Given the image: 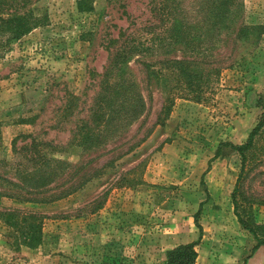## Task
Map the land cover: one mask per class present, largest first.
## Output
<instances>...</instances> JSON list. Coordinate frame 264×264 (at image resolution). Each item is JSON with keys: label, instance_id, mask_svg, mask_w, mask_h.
Returning a JSON list of instances; mask_svg holds the SVG:
<instances>
[{"label": "rangeland", "instance_id": "1", "mask_svg": "<svg viewBox=\"0 0 264 264\" xmlns=\"http://www.w3.org/2000/svg\"><path fill=\"white\" fill-rule=\"evenodd\" d=\"M208 1L94 0L85 13L17 0L12 14L45 25L0 58V264H164L199 234L195 264H264L231 199L240 175L238 211L264 237V0H231L207 35ZM186 72L201 99L168 105ZM261 121L240 174L230 146Z\"/></svg>", "mask_w": 264, "mask_h": 264}, {"label": "trees", "instance_id": "2", "mask_svg": "<svg viewBox=\"0 0 264 264\" xmlns=\"http://www.w3.org/2000/svg\"><path fill=\"white\" fill-rule=\"evenodd\" d=\"M94 0H76V8L78 12H90L92 10V3ZM17 0H0V58L1 55L7 51L5 50L8 45L11 42H15L20 40L21 38L27 36L29 33H31L33 30L45 25L43 24L44 18H37L33 16L31 13L28 14H21L16 15L12 14V11L18 8V4L16 3ZM207 6V13H208V19L211 20L210 22H204L207 24V35L212 34V32H215L219 30L218 28L221 26V21L225 18L224 16V10L227 11L228 7L232 6L231 0H211L208 1ZM25 3H22V7H24ZM17 6V7H16ZM21 8V7H19ZM180 22V21H178ZM179 26V25H178ZM179 26L177 30H173L176 33V38L178 41H173L174 44H183L182 39H186V37L191 34L189 27H183ZM172 31V30H171ZM185 36V38H184ZM188 40L185 43L187 47H194L195 44H200L201 41H199V37H192L189 36L187 38ZM125 45L122 47L119 51H116L112 58L110 63L105 69V73L103 76V82L105 83L107 81V78H112L115 71H118L120 69V63L121 60L124 58V56L129 51V47ZM171 64L170 68L177 69L178 66L182 67L183 65L186 66L189 64L188 61L185 60H173L169 61ZM168 62V63H169ZM185 67L182 68L183 72L185 73ZM185 77L187 78V82L185 83V88L180 89L179 92H174L167 98V103L170 105L174 101V97L178 95H183L184 97L191 98V99H201L200 92H201V85H197L198 82L202 79L200 76H191L189 73L186 72ZM195 83V84H194ZM122 85L116 84L112 89H107L106 91H103L102 93L105 95L107 92H115L114 89L121 88ZM107 100H111L109 97ZM129 102H131V96L126 99ZM127 101V103H128ZM131 106V104H130ZM166 107V106H165ZM263 126V122H259L249 133L247 141L244 144L241 145H235L230 146L239 156L241 157V171L244 168L245 159H246V153L251 149L253 146V142L255 137L260 132L261 128ZM90 137V136H89ZM239 185H240V175L237 178V181L235 183V188L232 191L231 199L233 204V213L234 216L237 218V221L239 225L246 230L249 234L252 235L253 239L255 240L256 244L252 247L251 251L252 253L256 251L258 248L264 246V237L261 235L263 231V227L256 224L255 222L251 221L248 222L245 220L241 214L238 211V202H237V194L239 192ZM38 217L29 215L28 219L32 221V224L35 225L34 221L37 220ZM10 219H14L13 217H10ZM196 219V217H195ZM195 225L197 229L199 230V233L201 231V227L197 224L195 220ZM31 226L29 227L30 230ZM38 228V226H37ZM34 233V234H33ZM32 234H26L25 238L23 239L24 243L27 246L33 247L37 242L40 241L39 236V230L35 234L33 232ZM200 234L199 239L200 240ZM198 241L191 242L188 244H181L176 246L175 248L171 249L170 251L166 252L164 264H195L197 259V252L195 247L198 245ZM245 264V262L243 263Z\"/></svg>", "mask_w": 264, "mask_h": 264}]
</instances>
